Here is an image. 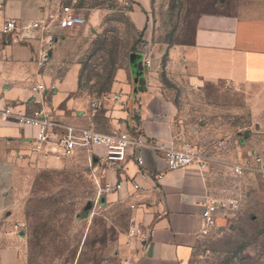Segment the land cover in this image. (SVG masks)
<instances>
[{
  "label": "rangeland",
  "instance_id": "374dc122",
  "mask_svg": "<svg viewBox=\"0 0 264 264\" xmlns=\"http://www.w3.org/2000/svg\"><path fill=\"white\" fill-rule=\"evenodd\" d=\"M64 3L78 8L86 23L59 31L47 68L58 77L74 69L78 97L89 103L99 99L102 113L111 108L118 73L133 74L134 54L151 56L153 64L144 71L153 73L152 84L172 101L189 105L206 98L177 81L178 59L169 58L168 66L161 48L189 41L202 15L264 13V0H151L140 17L131 0ZM179 112L192 118L184 125L186 141L206 147L219 143L225 132L248 128L238 110L186 107ZM114 118L100 114L96 126L118 131ZM46 151L32 145L19 151L16 171L9 174L11 208L0 229V246L13 251L7 264H123L121 250L132 228L129 207L100 192L106 179L90 152L56 159ZM218 175L219 195L236 198L238 205L205 227L184 264H264V174L236 176L225 167Z\"/></svg>",
  "mask_w": 264,
  "mask_h": 264
},
{
  "label": "crops",
  "instance_id": "0c3cea01",
  "mask_svg": "<svg viewBox=\"0 0 264 264\" xmlns=\"http://www.w3.org/2000/svg\"><path fill=\"white\" fill-rule=\"evenodd\" d=\"M53 1L58 4L65 0ZM131 2L135 6L133 13L140 17L138 13L147 10L151 0ZM41 15V2L37 0H4L0 8V108L9 105L14 112H30L41 106L33 101L31 87L37 81L55 84L57 88L47 92L43 105L56 120L92 125L108 132L98 128L96 120L100 114L112 115L118 130L139 129L149 140L168 146H179L187 140L184 125L192 118L183 116L180 109L238 110L245 115L247 130L225 132L219 143L207 145L214 161L205 172L196 165L170 169L153 147L136 150L143 156L142 165L128 158L122 166L113 167L95 158L102 178L115 182L126 177L140 185L135 189L132 182H127L122 190L105 194L107 199H118L128 206L131 226L143 227L148 236L146 241L130 236L121 250L123 264H184L206 227L202 213L208 195L220 194L218 173L225 167L233 172L234 164L251 159L254 153H264V13L202 15L194 22L189 41L161 48L167 52L168 66L169 58L178 59L177 81L190 85V91L198 88L206 98L185 105L172 101L152 84V72L144 71V90L139 89L134 72H119L112 87L110 110H100L94 116H90L88 100L77 95L80 79L74 69L62 77L55 76L46 62L38 63L40 41L17 40L13 34L2 33L8 19L28 23ZM61 30L54 33L52 49ZM54 53L50 50L49 56ZM36 133V127L22 125L14 115L0 113V229L9 219L11 208L9 174L16 171L18 152L30 147ZM79 151L92 156L104 154L102 148L76 153ZM249 174L253 173H246ZM11 251L8 246H0L2 264L10 262Z\"/></svg>",
  "mask_w": 264,
  "mask_h": 264
},
{
  "label": "built area",
  "instance_id": "2783aa9c",
  "mask_svg": "<svg viewBox=\"0 0 264 264\" xmlns=\"http://www.w3.org/2000/svg\"><path fill=\"white\" fill-rule=\"evenodd\" d=\"M41 2L42 15L34 17L28 23H22L16 19H8L2 27V33L13 34L17 40H37L41 44L38 63L42 65L49 58L50 50L54 43V33L58 28L67 29L82 26L86 18L78 11V8L68 3L55 4L53 0H37ZM4 0H0V8ZM144 67L150 68L153 64L151 58L143 54ZM55 84L47 85L37 81L32 87L33 101L41 104L40 107L30 112H14L9 105L0 108V113L14 115L22 125L34 126L37 129L36 136L31 140V145L37 149H47V153L56 159L73 156L78 150H92L102 148L104 154L95 153L92 158H98L103 164L119 167L131 158L137 164L142 165L143 156L137 155L138 148L153 147L158 150L167 162L170 169H187L196 165L200 171L205 172L214 161L210 150L203 144L184 141L179 146H168L161 142L149 140L141 130L135 132L129 130H118L115 132H104L94 126H77L62 123L56 120L52 113L43 105L47 92L55 90ZM102 102L93 99L90 102L91 114L94 116L102 109ZM86 115V113H84ZM233 173L241 176L246 173L264 174V157L254 153L251 159L233 165ZM129 178L121 177L115 182L106 180L100 186L101 193L118 192L123 189ZM135 189L140 185L132 182ZM238 200L231 196L208 195L206 199L203 217L206 226L217 223L220 216L236 209ZM130 236L140 237L143 241L148 236L143 227H132Z\"/></svg>",
  "mask_w": 264,
  "mask_h": 264
},
{
  "label": "water",
  "instance_id": "95a60500",
  "mask_svg": "<svg viewBox=\"0 0 264 264\" xmlns=\"http://www.w3.org/2000/svg\"><path fill=\"white\" fill-rule=\"evenodd\" d=\"M133 72L139 82V89L144 90L146 81L143 79L144 65H143V55L134 54L132 56ZM137 87V88H138Z\"/></svg>",
  "mask_w": 264,
  "mask_h": 264
}]
</instances>
